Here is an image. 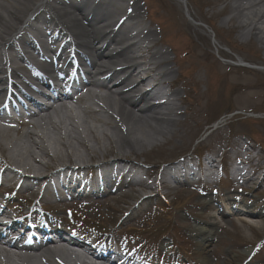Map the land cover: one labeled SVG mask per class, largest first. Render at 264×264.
<instances>
[{
	"label": "bare ground",
	"instance_id": "1",
	"mask_svg": "<svg viewBox=\"0 0 264 264\" xmlns=\"http://www.w3.org/2000/svg\"><path fill=\"white\" fill-rule=\"evenodd\" d=\"M82 1L84 4L71 2L69 5L62 0H0V51L3 49L13 52L8 54L6 63L1 59L0 53V95L2 97L11 94L4 90L5 85H9L10 78L21 81L22 85L17 86V82H14L12 88L33 90L40 84L55 90L53 86L51 87L48 75L58 67L54 63L59 59L49 60L46 65L37 62L33 55L38 51L36 41L23 37L29 30H34V35L29 33L28 35L33 36L43 45V52H49L51 44L45 41L40 27L56 31L57 34L66 32L71 36L76 46L85 51L86 57H84L95 73L88 71L89 68L84 71L76 69L68 75L58 73L59 76L72 78V80H76V75L81 77L85 73L88 76L79 89V98L84 105L74 107L70 98L57 93L55 102L50 107L41 109L21 123L23 127H26L24 131L17 130L11 120L0 113V153L4 156V159L0 160V166L3 168L2 173L0 172L2 183L23 180L27 184L25 188L28 184L32 188H37L62 170L74 168L73 170L81 171L80 169L84 168L88 162L77 150L79 147L84 154L86 153L89 161L96 162L92 164L93 168L104 167L106 173L103 177L106 181L103 185L108 186L107 182L112 180L116 165L121 164V161L125 159L124 152L142 151L154 146L161 138L174 133L173 127L178 123L175 120L177 104L170 97L177 96L179 92L176 81L169 80L173 71L168 67L167 53L154 49L150 40L153 32L140 21L141 8L136 6L137 3L133 6V3H126L124 0H97L98 3L93 6L90 5L91 0ZM120 2L125 3L124 7L120 5ZM217 2L222 3L223 9L218 13H212L215 16L212 19L209 20L196 13L189 17L193 19L198 17L200 21L210 25L211 30L220 38L221 44H223V33L236 34L239 41L232 39L226 44L232 46V53H236L244 60L245 55L239 52V46L254 45L257 52L256 61L264 65V59L259 55L264 53V0H217L215 4ZM172 12L178 20V26L173 25L170 28L172 34L177 36L183 33L185 36L193 35L198 38L197 29L199 28L190 24L196 29L193 31L186 27L178 12L174 9ZM113 13H122L120 14L122 19L119 17L110 26L108 32L97 33L94 23ZM46 15L48 16L45 17ZM219 16L228 17L226 21L224 20L225 22H222L224 25L217 24L216 19ZM116 18L117 16L109 19L114 21ZM84 22H88L89 26H85ZM34 23L39 24L40 27H34ZM121 26H125L127 31L123 33V36H120L118 32ZM99 42H107L106 46L116 43L117 45L130 44L117 53H109L105 49L102 50V47H97ZM258 45L260 47H257ZM201 51L204 61L200 59L193 61L190 82L192 87L203 83L206 85V91L201 95L203 98L205 95H210L213 88L217 92L222 87L220 79L222 75L216 74L215 71L224 73L230 71L231 66L227 63L215 62L207 46ZM219 55L230 61L236 58L228 54L224 55L222 52H219ZM22 56H27L26 59L34 63V68L22 66L21 61L24 58ZM118 57H126V60L131 62L130 66L122 71H116L111 62ZM194 57L201 56L194 54ZM209 59L213 63L209 62ZM234 66L238 68V65L234 64ZM202 70L206 73L204 80L200 79ZM237 70L234 69V71ZM255 76L261 77V74ZM228 81L235 86L246 84L245 80L241 79L234 80V83L232 79ZM18 92L21 93L19 90ZM74 111L80 112L83 116L77 119ZM89 120L95 122V125L100 124L102 128L91 125ZM12 132L17 133V136H13ZM49 132L56 136L55 142L51 138L49 140L51 135ZM24 140H26L25 143ZM90 140L98 146H90ZM102 140L111 144V148L107 151H104L101 146ZM61 149L64 150L65 155H62ZM37 156L49 158L48 162L66 158L69 164L55 169L52 164L57 162L48 166L38 160ZM110 156L112 158L109 159ZM212 162V159H207L209 167ZM243 175L246 174L243 173ZM132 179L135 184L141 182L137 173L133 174ZM171 179L178 181L182 178L177 179L173 176ZM187 179V176L184 177V181ZM47 187L41 188L43 194L50 192ZM231 212L233 211L230 210L228 213ZM215 227L214 221L195 224L191 232L193 237L203 244L214 236ZM61 235L68 241L62 240ZM55 236H58V239L45 247L37 249L24 247L18 252L15 246L0 239V264H88L85 259L95 251L92 245L78 240L67 232L56 233ZM91 264H109V262L106 258H102Z\"/></svg>",
	"mask_w": 264,
	"mask_h": 264
},
{
	"label": "rangeland",
	"instance_id": "2",
	"mask_svg": "<svg viewBox=\"0 0 264 264\" xmlns=\"http://www.w3.org/2000/svg\"><path fill=\"white\" fill-rule=\"evenodd\" d=\"M216 1L124 0L126 3H133V6L138 4L136 6L141 8V23L153 32L150 36L151 44L155 50L167 53L168 67L173 71L169 80L176 81L179 92L177 96L170 97L177 104L175 120L178 123L173 127L174 133L161 138L154 146L142 151L124 152L125 159L121 162L135 166L134 171L141 180L139 184L126 183L119 190L97 193L92 199L86 200V204L78 201L70 207L69 201L60 203L63 206L61 211L68 207L76 211L72 212L71 218L76 224L75 229L82 235L87 232L94 239L99 238L100 233L88 228L106 227L110 223L115 235L121 236L124 232L130 236L128 238H133L141 247L155 255L161 253L158 248L162 247L163 253H169L172 260H193L197 264H264V66L256 61L254 45L239 46V52L245 55L244 60L232 53V46L226 44L232 39L239 41L236 34L223 33L221 44L210 25L203 23L198 17H189L196 13L212 19L215 17L214 13L223 9L222 3L215 4ZM124 2H120L122 7ZM173 9L178 12L186 27L193 31V25L199 28L198 38L193 35L188 37L183 33L177 36L172 34L170 28L178 26ZM120 14L122 15L113 13L108 18H119ZM226 19L227 16L217 17V24H222ZM125 29V26L118 29L120 36L127 32ZM206 46L215 62L229 61L227 64L231 66V70L224 73L215 71L222 75L221 89L215 92L213 88L210 95H203L201 98L206 85L203 83L197 87L191 86V64L197 59L204 61L201 50ZM113 48L109 46L105 51ZM219 52L236 58L234 61L227 60ZM194 54L201 57L195 58ZM259 55L264 59V53ZM209 62L213 63L211 60ZM233 63L242 66L237 68ZM256 74H261V77H256ZM200 79H206L203 70ZM229 79L233 83L237 79L245 80L246 84L235 86L228 83ZM83 105L81 103L79 106ZM74 116L79 119L83 114L74 111ZM89 123L101 127L91 120ZM25 129L23 127L21 131ZM11 134L17 136L15 132ZM49 134V140L51 138L55 142L54 133ZM89 145H95L93 140H90ZM101 146L104 151L111 148L106 140L101 141ZM77 150L89 162L86 153L79 147ZM61 153L65 155L64 150ZM250 155L249 161L255 170L244 176L241 182L232 181L225 172V178H221L219 182L196 188L189 185L178 186L170 179L162 180L160 176L168 167L182 165L183 162L197 164L201 158H208L213 159V163L220 160L226 167L229 163L235 166L237 160H245L246 157L249 159ZM37 157L48 166L57 162L52 164L55 168L69 164L66 158L48 162L49 158ZM0 158L4 159L1 153ZM218 197H237L250 206L245 209L246 212L229 216L220 214L216 205ZM222 202L225 203L223 199ZM212 221L216 224L214 236L206 243L199 244L191 230L195 224ZM157 256L155 261L159 262ZM159 263L167 262L164 260Z\"/></svg>",
	"mask_w": 264,
	"mask_h": 264
}]
</instances>
